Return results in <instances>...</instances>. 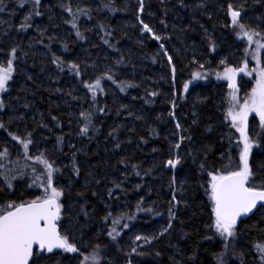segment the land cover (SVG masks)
Segmentation results:
<instances>
[{
    "label": "trees",
    "instance_id": "trees-1",
    "mask_svg": "<svg viewBox=\"0 0 264 264\" xmlns=\"http://www.w3.org/2000/svg\"><path fill=\"white\" fill-rule=\"evenodd\" d=\"M263 40L264 0H0V216L55 198L66 242L29 264H264V206L212 199L264 191V123L229 113Z\"/></svg>",
    "mask_w": 264,
    "mask_h": 264
},
{
    "label": "water",
    "instance_id": "water-1",
    "mask_svg": "<svg viewBox=\"0 0 264 264\" xmlns=\"http://www.w3.org/2000/svg\"><path fill=\"white\" fill-rule=\"evenodd\" d=\"M212 198L215 217L226 226L238 225L264 206V191L248 189L245 169L218 180ZM59 217L56 199L21 205L2 215L0 264H29L36 252L51 255L64 250Z\"/></svg>",
    "mask_w": 264,
    "mask_h": 264
},
{
    "label": "rangeland",
    "instance_id": "rangeland-1",
    "mask_svg": "<svg viewBox=\"0 0 264 264\" xmlns=\"http://www.w3.org/2000/svg\"><path fill=\"white\" fill-rule=\"evenodd\" d=\"M251 47L249 56L252 58V66L244 67L243 76L236 81V89L232 91L229 105V113L235 118V130L240 134L242 145L248 143V118L255 116L258 121L264 123V40L255 41ZM2 83L1 79L0 84ZM9 207L10 205H7L4 209ZM224 232L228 237L227 231L224 230ZM224 249L229 254L230 250L225 247ZM221 263L226 264L223 261Z\"/></svg>",
    "mask_w": 264,
    "mask_h": 264
}]
</instances>
